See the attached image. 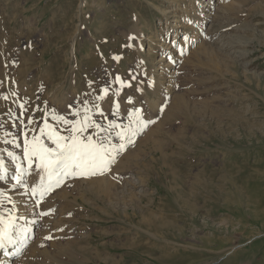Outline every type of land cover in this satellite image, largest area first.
<instances>
[{
	"label": "rangeland",
	"instance_id": "rangeland-1",
	"mask_svg": "<svg viewBox=\"0 0 264 264\" xmlns=\"http://www.w3.org/2000/svg\"><path fill=\"white\" fill-rule=\"evenodd\" d=\"M207 1L0 0V192L31 233L16 264H264V0ZM183 31L196 40L178 57ZM141 100L153 122L110 171L42 199L37 172L13 187L7 152L23 160L45 120L62 129L51 113L99 103L93 119L127 125Z\"/></svg>",
	"mask_w": 264,
	"mask_h": 264
},
{
	"label": "snow or ice",
	"instance_id": "snow-or-ice-1",
	"mask_svg": "<svg viewBox=\"0 0 264 264\" xmlns=\"http://www.w3.org/2000/svg\"><path fill=\"white\" fill-rule=\"evenodd\" d=\"M128 39L134 40L136 37L130 35ZM128 46L131 47V45ZM154 83L150 80L148 86L153 87ZM101 91L106 95L109 88L105 86ZM138 91L143 92V89H138ZM4 99H7V97H4ZM103 99L104 95L97 97V100ZM131 102V98H129V103ZM140 103L142 108H135L134 111L128 113L129 123L127 125L118 124L115 120H110L107 124H101L93 119L88 112L95 110L99 112L100 116L104 115L99 103H94L92 109L86 108L81 119L68 120L55 112L51 113L52 119L64 126L62 129L58 130L45 120L43 127L39 129V134H33L29 138L28 132L23 133V160L14 152H7L8 157L17 161L14 174L11 176V179L16 182L13 187L15 188L18 185L27 189L28 185L25 182V177L30 174V171L37 172L40 177L39 183L31 187V193L34 196L39 194L42 199L53 189L61 186L67 177L103 175L110 171L117 156L125 150L128 144L134 143V138L147 124L153 122L151 119H145L144 116L148 101L141 100ZM19 107L26 111L23 103ZM115 107L118 112L119 104H116ZM76 114L78 113H74V115ZM9 115H14V113L10 110ZM33 123V119L29 117L28 124ZM0 127L4 126L0 125ZM61 132L66 134H61ZM5 136H12L13 139H5L4 143L15 142V134L8 131ZM113 136L118 139V142L113 143ZM16 147H20V144H16ZM24 160L27 161V167L23 164ZM34 163L35 169H33ZM6 173L7 169L4 168L3 161H0V180L5 178ZM23 194L21 193V195ZM0 197L12 203V208L5 210L9 214L7 218L0 214V249H4L7 245L16 244L18 238L24 236L30 230L26 226H17V218L14 215L17 206L12 202L11 197L4 192H0ZM39 203L38 200L37 204ZM42 215H47V213H42ZM47 238L51 239V237ZM21 243H23V240H21Z\"/></svg>",
	"mask_w": 264,
	"mask_h": 264
},
{
	"label": "bare ground",
	"instance_id": "bare-ground-1",
	"mask_svg": "<svg viewBox=\"0 0 264 264\" xmlns=\"http://www.w3.org/2000/svg\"><path fill=\"white\" fill-rule=\"evenodd\" d=\"M214 4V0H208L204 5L205 8H210L211 6H213ZM212 8V7H211ZM210 8V9H211ZM180 9V8H179ZM157 10L159 12L163 13V10L161 7H157ZM210 18L212 17L211 15H207ZM184 28H186L184 25H181V27L179 25L175 26L174 29H182L185 30ZM196 32V31H195ZM182 35L184 36V38L182 39V41H184V43L178 47L175 51H173V53L175 52L176 54H178V57L183 56L185 53H183V51H185V48L188 46H191L194 41L196 40V34H193L192 37H190V34H187L186 31L182 32ZM156 36H152L150 38V42L151 43H156ZM172 45L176 46V41L173 40ZM177 47V46H176ZM169 57H171V59H169ZM169 61L171 60L172 62L176 60V58L172 55V53L168 56L167 58ZM179 60V59H178ZM170 61V62H171ZM181 61V60H180ZM185 61V60H184ZM153 63V62H152ZM168 66H170V64H167ZM167 66V67H168ZM165 68V67H164ZM175 74V73H173ZM11 170V169H10ZM66 181V180H65ZM14 198V197H13ZM18 199H22V198H18ZM17 202V201H16ZM19 202H21L19 200ZM18 211L21 210L20 206L17 207ZM23 210V209H22ZM26 210V209H25ZM18 213V212H17ZM14 214L16 219V224L19 227H27V223H26V217L24 214L20 213V214ZM20 217H23L22 219ZM30 230V229H29ZM31 235L30 232H28L27 234H25L24 236L18 238L17 243L16 244H10L7 245L6 248L4 249H0V264H16V258L22 253V250L24 249V247H26V244L28 243L27 241H29L31 238L28 236ZM21 240H23V243H21ZM36 242V241H35ZM35 242L33 243L34 245L32 246L33 248H36V244ZM38 244V242H37ZM31 247V248H32ZM30 248L29 251H32V249Z\"/></svg>",
	"mask_w": 264,
	"mask_h": 264
}]
</instances>
